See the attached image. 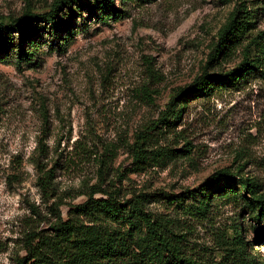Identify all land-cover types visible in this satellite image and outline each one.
Here are the masks:
<instances>
[{
  "label": "rangeland",
  "instance_id": "rangeland-1",
  "mask_svg": "<svg viewBox=\"0 0 264 264\" xmlns=\"http://www.w3.org/2000/svg\"><path fill=\"white\" fill-rule=\"evenodd\" d=\"M55 1L0 0V22L26 10L45 13ZM114 4L120 9L121 0ZM239 4L151 0L128 4L124 19L100 22L79 1L60 13L65 27L57 37L42 23L30 37L11 33L14 43L26 36L34 57L17 63L0 46V264H15L29 231L49 234L56 207L67 219L97 186L115 190L118 204L147 195L144 210L199 263L240 264L237 228L244 257L264 261V219L238 183L206 184L228 169L235 180L256 179L264 192V74L230 87L211 83L169 105L205 66L210 74L236 68L264 31V0H245L248 15ZM243 16L252 23L230 35L228 56L210 61L223 30ZM38 164L52 171L49 197L37 185ZM204 197L209 206L200 215Z\"/></svg>",
  "mask_w": 264,
  "mask_h": 264
},
{
  "label": "trees",
  "instance_id": "trees-1",
  "mask_svg": "<svg viewBox=\"0 0 264 264\" xmlns=\"http://www.w3.org/2000/svg\"><path fill=\"white\" fill-rule=\"evenodd\" d=\"M79 1L89 2L95 18L100 22H108L126 18L128 4L139 5L151 0H121L120 9L115 8L114 0H56L45 13L26 10L6 26L0 22V43H3V46H0L5 49L11 48L16 55L17 63L30 61L34 57V53L30 52L31 43L27 47L26 36L14 43L11 33L30 37L37 29L34 25L42 23L49 25L51 33L57 37L59 33L63 34L65 27L62 20L57 19L60 13ZM239 1L241 4L245 2V0ZM242 10L243 14L248 15L250 12L243 6ZM237 19L238 21L235 18L223 30L220 37L221 45L212 52L210 61H215L216 57H227V52L222 51L224 47L229 51L234 45L230 42V46H226L230 35H235L239 27L244 29L245 24L252 23L250 16ZM70 37L71 33L67 32L62 39L66 42ZM254 73L264 74V31L258 32L243 49L242 60L236 68L226 73L210 74L208 67L205 66L202 73L186 89L180 90L171 98L169 105H176L185 95L206 89L211 83H215L214 87L216 85L230 87L247 80ZM214 87L208 92L211 93ZM146 140L145 133L137 136L133 148L135 160L142 157ZM37 169L40 175L37 185L43 195L49 197L53 193L52 171L45 172L39 164ZM218 181L237 182L242 189V198L247 197L246 200L258 210L257 218L264 219V192H261L262 185L259 181L248 176L235 180L228 169H223L213 173L206 180V184L210 187ZM97 194L102 198L95 199L94 195ZM116 195L115 190H106L101 186L92 187L87 199L75 206L73 215H68L67 219L62 218L56 207V220L50 233L29 231L24 240L25 255L18 257L15 264H204L186 256L182 250L181 237L167 230L144 210L147 195H136L121 204L117 203ZM203 200H205L204 204L200 202L197 208V213L200 215L206 214L210 201L208 197H204ZM80 217H84L85 220H80ZM114 225L127 229H117ZM235 234L236 253L240 264H264V261L244 257L246 244L243 242L239 228Z\"/></svg>",
  "mask_w": 264,
  "mask_h": 264
}]
</instances>
